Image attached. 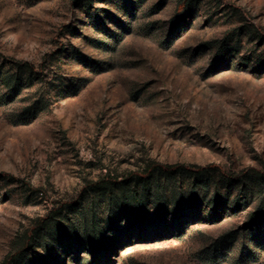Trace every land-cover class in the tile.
<instances>
[{"label": "rangeland", "instance_id": "1", "mask_svg": "<svg viewBox=\"0 0 264 264\" xmlns=\"http://www.w3.org/2000/svg\"><path fill=\"white\" fill-rule=\"evenodd\" d=\"M181 2L0 0V264H264V0Z\"/></svg>", "mask_w": 264, "mask_h": 264}, {"label": "trees", "instance_id": "2", "mask_svg": "<svg viewBox=\"0 0 264 264\" xmlns=\"http://www.w3.org/2000/svg\"><path fill=\"white\" fill-rule=\"evenodd\" d=\"M187 0H184V2L180 3L181 9L185 6ZM214 166L212 165H207V166H184V165H151L149 166L145 171L141 173H132V175L137 176V177H145L151 174L153 170H159L165 173H173L178 170H192L193 172H203L205 170H208L210 168H213ZM3 175V174H2ZM133 213L130 217V222L132 224H137L141 222L142 214L144 213V208L142 209H137L136 205H133ZM250 221L253 222L255 218H257V213H252L250 216ZM9 259V257L7 258ZM9 263L8 261H6Z\"/></svg>", "mask_w": 264, "mask_h": 264}]
</instances>
